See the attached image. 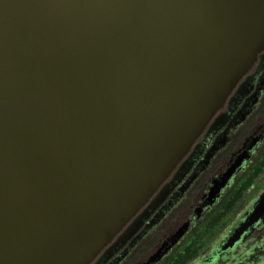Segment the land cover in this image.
I'll return each mask as SVG.
<instances>
[{"label": "water", "instance_id": "water-1", "mask_svg": "<svg viewBox=\"0 0 264 264\" xmlns=\"http://www.w3.org/2000/svg\"><path fill=\"white\" fill-rule=\"evenodd\" d=\"M263 50L264 0H0V264H91ZM263 224L264 190L199 264Z\"/></svg>", "mask_w": 264, "mask_h": 264}, {"label": "flooded vegetation", "instance_id": "flooded-vegetation-1", "mask_svg": "<svg viewBox=\"0 0 264 264\" xmlns=\"http://www.w3.org/2000/svg\"><path fill=\"white\" fill-rule=\"evenodd\" d=\"M240 160L243 165L237 169L240 171L230 186L220 200L199 218L198 209L206 201L212 182L223 177ZM263 167L264 50L171 176L91 264H170L175 255L189 245L198 224L228 195H238V185L253 178ZM253 188L254 184L243 193V198ZM186 222L191 223L189 232L160 258ZM260 228L245 242L257 239V244L264 235V232H259ZM220 241L209 244L189 264L206 260ZM249 260L250 264L264 261V249L257 251Z\"/></svg>", "mask_w": 264, "mask_h": 264}, {"label": "trees", "instance_id": "trees-1", "mask_svg": "<svg viewBox=\"0 0 264 264\" xmlns=\"http://www.w3.org/2000/svg\"><path fill=\"white\" fill-rule=\"evenodd\" d=\"M253 178H248L244 181V187H248ZM240 194L227 196L222 200V205H219L216 210H213L201 224L195 228L193 235L190 238L189 245L182 252L175 255V259L170 261V264H189L196 259L203 250L209 245V241L216 236V232H220L219 225L226 218L227 214L235 205ZM240 197V196H239Z\"/></svg>", "mask_w": 264, "mask_h": 264}, {"label": "rangeland", "instance_id": "rangeland-1", "mask_svg": "<svg viewBox=\"0 0 264 264\" xmlns=\"http://www.w3.org/2000/svg\"><path fill=\"white\" fill-rule=\"evenodd\" d=\"M261 172L256 173V175L253 177V182L248 187H244L243 184L244 181L238 185L237 188L240 190L241 195H239L237 198H239V201L235 202V205L231 209V212L227 214L226 218L221 222V224L218 226L220 232H216V236H214L211 241H209V244L213 243L214 241H220L226 233L229 231L230 227L244 214L246 210L251 206L252 202L254 201L255 197L259 196L264 190V167L260 170ZM259 177V178H258ZM255 185V188H253L246 197L243 198V193L246 190H249L252 185ZM235 192V191H234ZM238 192V191H237ZM232 194L228 195L231 196ZM236 196V195H235ZM225 199V198H224ZM219 205H222V201L219 203ZM217 209V208H216ZM201 224V223H200ZM198 224V226L200 225ZM259 232H264V224L259 229ZM262 235L261 237H263ZM257 239H252L250 241L245 242L240 249L229 258L225 263L223 264H235L237 260H239L241 257H243L247 252L252 250L255 246V242ZM259 264H264V261L260 262Z\"/></svg>", "mask_w": 264, "mask_h": 264}]
</instances>
